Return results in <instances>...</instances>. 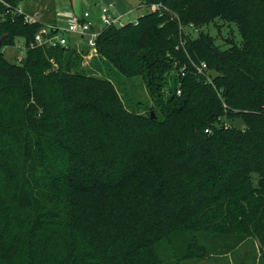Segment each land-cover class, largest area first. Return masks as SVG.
Returning <instances> with one entry per match:
<instances>
[{
    "label": "trees",
    "instance_id": "16d2710c",
    "mask_svg": "<svg viewBox=\"0 0 264 264\" xmlns=\"http://www.w3.org/2000/svg\"><path fill=\"white\" fill-rule=\"evenodd\" d=\"M2 1L0 264H161L162 241L204 260L247 238L264 264V0H141L162 9L105 28L85 67L86 48L33 45L42 25ZM216 19L239 45L186 32ZM113 72L141 78L145 115Z\"/></svg>",
    "mask_w": 264,
    "mask_h": 264
},
{
    "label": "rangeland",
    "instance_id": "374dc122",
    "mask_svg": "<svg viewBox=\"0 0 264 264\" xmlns=\"http://www.w3.org/2000/svg\"><path fill=\"white\" fill-rule=\"evenodd\" d=\"M109 4H112L110 9L112 15L121 16V23L123 24L134 23L139 17L147 13V9L141 0H18L17 7H20L24 13L39 19L41 25L53 23L62 25L64 20L62 17L72 9L77 12L88 10L92 17L97 18L100 8L108 7ZM186 32L192 38H196L199 32L208 34L221 50L229 48L228 40L233 41L237 45L241 41L233 24L225 23L218 19L199 28L186 29ZM14 43V46L3 47L1 52L9 62L18 63L19 58H22L25 52V45L22 39H16ZM78 53L82 54V52ZM95 54L96 51L93 52L92 50L83 54L82 67L89 66V62ZM113 74L110 80L117 89L126 108L130 109L134 104L139 103V108H136L135 111L145 115L153 105L141 78L126 80L117 72H113ZM222 122L224 125L232 126L236 129L244 128V124L240 119H223ZM252 179L255 181L256 176L253 175ZM183 236L189 237L190 235L185 234ZM185 237L178 238L177 242H183ZM229 245H231V241L227 240L223 248L221 247L216 253H212L204 260H177L172 254L170 246L165 241L155 246V252L159 256L161 264H258L259 245L257 240L247 238L232 250L227 248ZM180 255L181 253L178 255L179 258L181 257Z\"/></svg>",
    "mask_w": 264,
    "mask_h": 264
},
{
    "label": "built area",
    "instance_id": "2783aa9c",
    "mask_svg": "<svg viewBox=\"0 0 264 264\" xmlns=\"http://www.w3.org/2000/svg\"><path fill=\"white\" fill-rule=\"evenodd\" d=\"M0 5L9 8V5L2 0H0ZM145 7L148 13L162 9L161 4H151ZM111 8L112 4H109L108 7L100 8L97 18L92 17L88 10L77 12L72 9L62 17L64 19L62 25L56 23L42 25L41 29L34 36L33 45L67 47L69 44H73L76 48L82 47L86 48L87 51L92 50L95 52V41L105 28L110 26L122 27L125 25L121 23V16L112 15L110 12ZM11 11L18 15H23L24 22L27 24L40 23L39 19L24 13L20 7L11 8ZM6 13L8 11L0 14V17H3ZM42 33L45 35L44 38L41 36ZM194 68L197 73L205 76L208 82L211 83V79L209 78L210 72H208L205 63L194 66ZM206 132L208 131L206 130Z\"/></svg>",
    "mask_w": 264,
    "mask_h": 264
},
{
    "label": "water",
    "instance_id": "95a60500",
    "mask_svg": "<svg viewBox=\"0 0 264 264\" xmlns=\"http://www.w3.org/2000/svg\"><path fill=\"white\" fill-rule=\"evenodd\" d=\"M41 36H42L43 38L45 37V35H44L43 33L41 34ZM0 48H1V40H0ZM150 118H151V119H154V118H155L154 113H153L152 111L150 112Z\"/></svg>",
    "mask_w": 264,
    "mask_h": 264
}]
</instances>
